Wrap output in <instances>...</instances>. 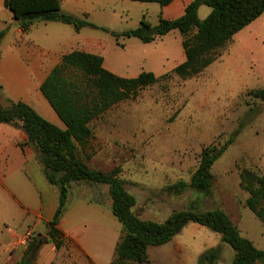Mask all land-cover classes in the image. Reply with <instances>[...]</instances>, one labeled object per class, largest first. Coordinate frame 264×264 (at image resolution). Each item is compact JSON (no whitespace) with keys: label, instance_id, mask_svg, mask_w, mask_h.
Masks as SVG:
<instances>
[{"label":"rangeland","instance_id":"obj_1","mask_svg":"<svg viewBox=\"0 0 264 264\" xmlns=\"http://www.w3.org/2000/svg\"><path fill=\"white\" fill-rule=\"evenodd\" d=\"M145 5L144 15L152 25L158 23L159 16H170L159 4ZM210 11L202 6L199 18L205 19ZM93 33L105 37L103 32ZM119 51L120 57L109 51L106 58L107 70L115 75L135 78L147 71L157 78L167 77L93 120V137L80 156L92 169H120L125 189L136 199L134 212L140 219L163 222L173 212L192 206L199 211L221 207L264 251V224L245 208L247 193L240 187L243 169L264 174V102L250 94L264 87V17L239 31L217 52L209 67L188 79L172 73L185 60L178 31L150 44L124 39V48ZM0 104L7 106L8 100L0 98ZM237 130L234 143L212 167L210 193L188 189L175 196L165 192L167 186L178 181L189 183L202 149L225 143ZM69 193L70 205L80 199L96 204L95 213L81 220L75 215L72 223L83 232L90 251L106 254L104 235H109L106 229H111V222L116 247L122 230L111 213L107 186L73 184ZM9 225L14 228L13 223ZM219 244L220 234L189 223L169 243L149 248L150 264H197L204 251ZM222 246L217 264H230L234 251L226 244ZM37 247L40 261L53 257L52 244Z\"/></svg>","mask_w":264,"mask_h":264},{"label":"trees","instance_id":"obj_2","mask_svg":"<svg viewBox=\"0 0 264 264\" xmlns=\"http://www.w3.org/2000/svg\"><path fill=\"white\" fill-rule=\"evenodd\" d=\"M129 1L156 3L164 7L174 0ZM4 6L23 32H28L35 23L49 22L72 26L76 32L84 27L97 28L85 20L63 13L60 0H4ZM202 6L211 10L203 20L198 16ZM263 13L264 0H193L178 19L167 20L160 16L158 23L151 25L144 15L137 28L112 35L115 38H136L150 44L172 31H178L185 60L172 73L181 79H188L209 67L216 60L217 52ZM5 33V30L0 31V44ZM165 77L167 75L157 78L147 71L135 78L120 77L104 68L101 56L73 51L62 57L40 86L41 94L65 129L48 122L24 102L8 100L7 106L0 104V124L11 125L26 133V145L39 153L47 182L58 189V206L47 223L49 242L57 251L64 246L66 238L59 229V223L67 209L69 190L73 184L84 183L107 186L111 213L121 225L122 236L110 264H150L149 248L169 243L189 223H196L221 236V244L204 251L197 264H217L222 244L234 251L230 264H264V251L241 235L223 208L199 211L192 206L173 212L163 222L142 220L134 212L136 199L125 189L120 169L109 172L92 169L80 156V151H84L93 137L90 127L93 120L113 106L135 98L139 92ZM250 94L264 102V87ZM238 135L237 130L225 143H212L203 148L190 182L178 181L167 186L165 192L175 196L188 189L204 195L210 193L213 186L212 167ZM240 187L247 193L245 208L264 224V174L243 169ZM195 203L192 201V204ZM34 245L35 242L29 245V251ZM19 264L31 263L25 258Z\"/></svg>","mask_w":264,"mask_h":264},{"label":"crops","instance_id":"obj_3","mask_svg":"<svg viewBox=\"0 0 264 264\" xmlns=\"http://www.w3.org/2000/svg\"><path fill=\"white\" fill-rule=\"evenodd\" d=\"M60 1L63 13L85 20L97 28L84 27L76 32L72 26L49 22L35 23L28 32H23L4 6V0H0V31H6L0 44V98L24 102L48 122L65 129L41 94L40 86L62 57L73 51L101 56L107 70L108 52L120 57L118 52L124 48V39H128L124 36L115 38L112 33L121 34L137 28L147 5L129 0ZM192 1H172L162 7L170 16L161 17L178 19ZM263 17L264 13L258 19ZM99 31L105 34L104 38H98L93 33ZM27 141L23 130L0 124V264H19L25 258L30 263L35 260L34 264H110L115 252L114 232L111 230L114 229L113 223L111 231L106 227L109 235H104L106 254L91 252L81 229L72 225L75 215H79L77 217L81 220L82 216L89 217L96 212V204L90 201L80 199L73 205L67 201L66 212L59 223V229L66 238L65 244L57 251L49 242L47 223L58 206L59 192L57 187L47 182L39 153L26 145ZM31 215L34 219L30 218ZM9 223H13L14 228ZM238 229L242 236L250 240ZM27 234H31V240L22 244ZM88 236L90 233L87 239ZM33 242L35 245L29 251ZM49 243L54 248L53 257L40 261L41 251L37 246ZM100 245L103 248V244Z\"/></svg>","mask_w":264,"mask_h":264},{"label":"built area","instance_id":"obj_4","mask_svg":"<svg viewBox=\"0 0 264 264\" xmlns=\"http://www.w3.org/2000/svg\"><path fill=\"white\" fill-rule=\"evenodd\" d=\"M31 240V234L25 235L23 240L21 241L22 244H27Z\"/></svg>","mask_w":264,"mask_h":264}]
</instances>
